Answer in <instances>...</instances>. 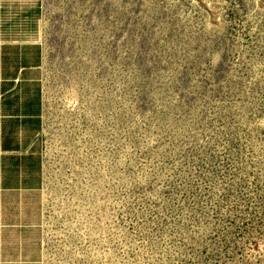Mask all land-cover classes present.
Returning a JSON list of instances; mask_svg holds the SVG:
<instances>
[{"label": "rangeland", "instance_id": "obj_1", "mask_svg": "<svg viewBox=\"0 0 264 264\" xmlns=\"http://www.w3.org/2000/svg\"><path fill=\"white\" fill-rule=\"evenodd\" d=\"M44 46L37 264H264V0H0Z\"/></svg>", "mask_w": 264, "mask_h": 264}, {"label": "crops", "instance_id": "obj_2", "mask_svg": "<svg viewBox=\"0 0 264 264\" xmlns=\"http://www.w3.org/2000/svg\"><path fill=\"white\" fill-rule=\"evenodd\" d=\"M44 46L0 40V264L43 258Z\"/></svg>", "mask_w": 264, "mask_h": 264}]
</instances>
